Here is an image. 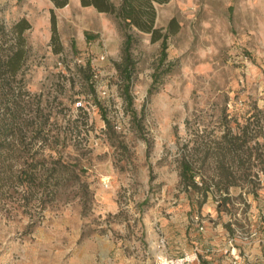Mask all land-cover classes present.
Masks as SVG:
<instances>
[{
    "label": "rangeland",
    "instance_id": "obj_1",
    "mask_svg": "<svg viewBox=\"0 0 264 264\" xmlns=\"http://www.w3.org/2000/svg\"><path fill=\"white\" fill-rule=\"evenodd\" d=\"M154 10L164 50L80 0H0L29 23L22 93L0 88V264H264V0Z\"/></svg>",
    "mask_w": 264,
    "mask_h": 264
},
{
    "label": "trees",
    "instance_id": "obj_2",
    "mask_svg": "<svg viewBox=\"0 0 264 264\" xmlns=\"http://www.w3.org/2000/svg\"><path fill=\"white\" fill-rule=\"evenodd\" d=\"M57 6L65 4L66 0H52ZM167 0H121L118 5H114L108 0H80L82 5H93L99 11L109 12L120 19L126 26H134L138 30L149 32L152 39H161V47L164 50L165 42L170 34L177 31V24L172 17L169 19L165 32L161 33L159 28L154 27L155 10L154 2L163 3ZM29 28V23L25 18L14 21L8 27L0 22V88L6 93L10 92L11 97L8 102H14L17 96L21 95V79L17 74L22 70L29 55V49L26 46L24 31ZM52 40L58 46L56 37V26L54 15L51 14ZM133 41L131 33H126L123 41V60L118 64L120 75L124 81L129 83L133 68V60L129 51ZM59 49V46L58 48ZM13 81V86L9 85ZM124 86L125 96L129 98V84ZM9 85V87L7 86ZM191 164L186 160L181 164L180 174L183 179L189 181L192 187L198 188L194 179V172ZM205 193V192H204Z\"/></svg>",
    "mask_w": 264,
    "mask_h": 264
},
{
    "label": "built area",
    "instance_id": "obj_3",
    "mask_svg": "<svg viewBox=\"0 0 264 264\" xmlns=\"http://www.w3.org/2000/svg\"><path fill=\"white\" fill-rule=\"evenodd\" d=\"M192 257L183 255L178 257L157 256L154 264H190Z\"/></svg>",
    "mask_w": 264,
    "mask_h": 264
}]
</instances>
